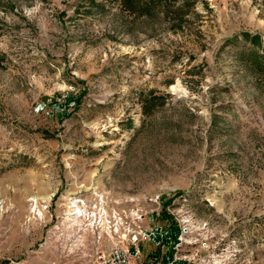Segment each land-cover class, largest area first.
Masks as SVG:
<instances>
[{
    "label": "rangeland",
    "instance_id": "obj_1",
    "mask_svg": "<svg viewBox=\"0 0 264 264\" xmlns=\"http://www.w3.org/2000/svg\"><path fill=\"white\" fill-rule=\"evenodd\" d=\"M188 1L178 23L114 0H0V264H47L30 200L53 214L74 194L144 208L138 264H169L177 207L235 238V264H264V64L242 37L264 55V0Z\"/></svg>",
    "mask_w": 264,
    "mask_h": 264
},
{
    "label": "built area",
    "instance_id": "obj_2",
    "mask_svg": "<svg viewBox=\"0 0 264 264\" xmlns=\"http://www.w3.org/2000/svg\"><path fill=\"white\" fill-rule=\"evenodd\" d=\"M74 194L57 204L50 213L51 200L31 199L32 217L50 221L43 246L47 264H138L140 244L150 235L143 227L145 210L137 204L119 206L104 196ZM212 205V203H211ZM178 226L169 264H235L241 249L235 238L226 242L211 233L210 223L198 220L184 207L173 209ZM48 216L50 219H48ZM46 224V223H45Z\"/></svg>",
    "mask_w": 264,
    "mask_h": 264
},
{
    "label": "trees",
    "instance_id": "obj_3",
    "mask_svg": "<svg viewBox=\"0 0 264 264\" xmlns=\"http://www.w3.org/2000/svg\"><path fill=\"white\" fill-rule=\"evenodd\" d=\"M119 1L120 6L122 10L125 12H128L130 15H133L134 17H147V18H154L157 19V17L160 15V13L164 10L166 11H177L181 14L180 16V22H182V13L184 11V8L187 6L186 4L189 3L188 0H185L183 5H178L179 0H114ZM243 40L250 41L253 44V49L251 51L253 52L254 56L263 61L264 64V55L256 53L254 48L256 46H259L261 44V37L259 35H251L249 33L242 34ZM235 41L238 40V37H235ZM2 62L0 61V66ZM159 98L155 97L153 99H149L146 101V103L143 105V112L145 115L150 116L151 113L155 110V108L158 106V103L155 101H158ZM77 101V102H76ZM79 106L81 103V98H73L71 96H68L64 103V115L67 117H70L67 112V108L71 107L72 103H74ZM56 104L55 106H57ZM178 233L177 229H173V232L171 235H169V238L166 240L167 245H171L172 242L176 240V235Z\"/></svg>",
    "mask_w": 264,
    "mask_h": 264
},
{
    "label": "crops",
    "instance_id": "obj_4",
    "mask_svg": "<svg viewBox=\"0 0 264 264\" xmlns=\"http://www.w3.org/2000/svg\"><path fill=\"white\" fill-rule=\"evenodd\" d=\"M145 219H146V218H145ZM163 220H164V221H167L166 218H163ZM144 222H146V221L144 220ZM174 228L178 230V226H176V225L174 224V225L172 226V228L168 230L169 235H171V233L173 232V229H174ZM169 235H168V238H169ZM170 246H172V243H171ZM168 250H169V249H168ZM166 255H167V254H166ZM161 259H162V261L165 260V259H163V257H161ZM166 260H167V262L169 263V262L172 260V258H167ZM163 264H164V263H163ZM175 264H185V263H182V262H176Z\"/></svg>",
    "mask_w": 264,
    "mask_h": 264
}]
</instances>
